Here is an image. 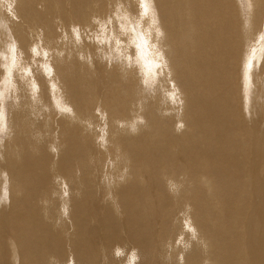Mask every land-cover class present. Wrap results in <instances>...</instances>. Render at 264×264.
Segmentation results:
<instances>
[{
	"label": "bare ground",
	"instance_id": "bare-ground-1",
	"mask_svg": "<svg viewBox=\"0 0 264 264\" xmlns=\"http://www.w3.org/2000/svg\"><path fill=\"white\" fill-rule=\"evenodd\" d=\"M3 131L0 264H264V0H0Z\"/></svg>",
	"mask_w": 264,
	"mask_h": 264
},
{
	"label": "rangeland",
	"instance_id": "rangeland-1",
	"mask_svg": "<svg viewBox=\"0 0 264 264\" xmlns=\"http://www.w3.org/2000/svg\"><path fill=\"white\" fill-rule=\"evenodd\" d=\"M132 13V15H131V17H133V16H136V15H138L139 14V12L138 13H134V12H131ZM4 21V20H3ZM142 26H143V28H147L148 27V22H142ZM96 28H100L99 26H91V30L92 31H89V32H93ZM89 32H87V31H81V30H79V35H78V40L81 42L80 44H78V45H76L75 47L76 48H80V52L81 53H83V52H85V54H86V50H88V46L86 45V43L87 42H89L91 39H93V38H95V40L96 41H99V44L103 47L102 49H99V48H97V49H99L98 51H100V52H102V54H100V57L102 58L101 59V61H105V62H109L110 63V65H111V63H112V61L113 60H115V61H117V62H119V63H123V64H125V65H127L128 64V66H130V67H133V66H135V64H133L134 62H125L124 61V57H123V55H124V47H123V45H121L120 43H117V42H115V41H110V44L108 43V42H104V41H102V39L100 40V38H101V31L100 32H96V35L94 36V34H93V37L91 36V33H89ZM87 33H88V35H87ZM100 34V35H99ZM88 36H90V37H88ZM81 38H82V40H81ZM36 40V39H35ZM35 40H33V42L35 41ZM36 43L35 44H39L40 43V41H38V40H36L35 41ZM57 44H59L58 42H57ZM41 45V44H40ZM86 47V50L84 49ZM89 47H90V53H91V55H92V53L94 52V48H92V46L91 45H89ZM123 47V48H122ZM41 48H43L42 47V45H41ZM40 48V51H42L41 53H42V55L41 56H43L42 57V59H41V61H40V63H42L44 60H45V56H44V54H43V50H44V48H43V50ZM80 53V55H82ZM84 53H83V55H85ZM47 57V56H46ZM55 57H57V55L55 56ZM35 58H38V57H35ZM48 58V57H47ZM43 60V61H42ZM125 62V63H124ZM31 72V71H30ZM32 73V72H31ZM51 76V75H50ZM45 77H49V76H45ZM7 98H9V97H7ZM169 102H176L175 100H172L171 98H169V100H168ZM94 113L92 114V115H94V114H96V115H98L99 114V112L95 109L94 111H93ZM97 112V113H96ZM4 117H5V112H4ZM95 122H97L98 120L97 119H93ZM89 123V122H88ZM5 129V128H4ZM5 131H6V129H5ZM5 131H3V132H1V134H0V138H4L5 136H6V133H5ZM4 133V134H3ZM1 135H3V136H1ZM104 150V149H103Z\"/></svg>",
	"mask_w": 264,
	"mask_h": 264
}]
</instances>
